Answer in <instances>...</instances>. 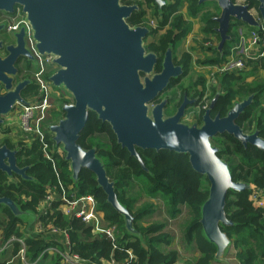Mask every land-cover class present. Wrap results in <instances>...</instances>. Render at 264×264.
<instances>
[{
  "label": "water",
  "instance_id": "water-1",
  "mask_svg": "<svg viewBox=\"0 0 264 264\" xmlns=\"http://www.w3.org/2000/svg\"><path fill=\"white\" fill-rule=\"evenodd\" d=\"M155 2L160 6L159 0ZM216 2L221 7L220 15L215 18L220 41L214 50L221 55L224 42L229 40L230 16L252 27L259 25L248 13L246 5H235L231 0ZM15 6L21 9L29 24L37 52L53 56L56 69L48 76L52 87L62 88L72 97V102L61 107L63 116L48 125L47 130L54 144L61 147L73 181H77L80 169L90 170L95 175L97 187L105 194L106 202L122 216L125 232L140 238L133 226V217L116 197L114 183L109 180L95 147L85 149L77 143L89 111L109 124L116 142L140 163L142 169L145 167L137 148L187 154L192 169L204 175L209 183L207 197L200 206L199 223L203 236L215 246L214 262L226 263L231 243L219 225H232L224 211L227 191L249 190L253 186L231 179L228 165L218 157V148L211 139L225 132L243 146L251 144L264 150V140L257 130L248 133L235 123L239 114L251 104L254 94L234 100L224 116L218 113L211 116L210 111L220 93L218 84L216 95L202 114L200 124L181 120L185 108L193 102L186 96L176 111L166 116V97L152 103L171 79L183 74V68L174 63L170 44L163 54L161 69L154 71L157 56L146 52L143 46L147 28L130 27L127 23L132 11L137 9L136 5L122 4V0H0V12L11 14ZM259 9L264 20V0H260ZM3 28L0 24V30ZM24 34L23 27L13 33L14 42L7 44L6 55L0 56V85L7 91L0 95L1 117L8 116L15 103L29 104L20 96L28 79L11 88L17 60L33 61ZM2 45L0 40V48ZM15 153L4 145L0 147V170L31 180L26 174L27 167H17ZM0 204L28 227L33 224L35 214L23 211L10 198L0 197Z\"/></svg>",
  "mask_w": 264,
  "mask_h": 264
},
{
  "label": "trees",
  "instance_id": "trees-1",
  "mask_svg": "<svg viewBox=\"0 0 264 264\" xmlns=\"http://www.w3.org/2000/svg\"><path fill=\"white\" fill-rule=\"evenodd\" d=\"M181 4H183L181 0H176L173 5L162 10L163 13L157 23V28L164 29L166 27L164 33L158 41L145 46L146 51L154 52L157 55L155 72L161 69V60L166 48L171 44L173 52L190 30V24L178 13V7ZM17 8L19 7L15 6V9ZM188 8L189 14L193 17L199 12L195 10L193 1H190ZM132 18L130 16L127 22L131 23ZM138 22L136 21V23ZM201 23L202 34L205 36L213 34L211 30L213 22L209 15L203 16ZM232 36L234 39V33ZM228 48L229 43H225L221 55L213 48L214 57L204 60L203 64H219L225 57ZM173 59L175 64L183 68V74L178 78L171 79L166 89L176 85L186 75L191 65L188 53L182 52L177 60L174 56ZM257 64L264 68V59H261ZM53 72L54 69H50L47 77ZM203 83L204 78L201 76L196 84L203 85ZM218 84L220 85V94L210 115L214 116L218 113L220 116H224L234 100H241L254 94L251 104L239 114L235 123L248 133L257 130L259 137L264 140V107L260 101L261 94L264 93V86L259 83H247L240 74H223L219 78ZM53 89L56 88L53 87ZM215 90L212 92L215 93ZM36 94V87L31 85L24 90L23 98L29 99L35 97ZM172 100L164 109L165 115H170L173 112L176 104L173 98ZM154 101H159V98ZM64 102L68 103L66 100ZM57 114L59 113H48L46 122L48 119L56 122ZM47 137H50L49 132H47ZM211 141L218 148V157L227 163L231 179L253 186L249 190L227 191L224 211L232 225L220 224L219 228L230 240L234 250L233 257L237 264H264V206H257L250 198L254 193L264 199V150L251 144L243 146L234 136L225 132L217 134ZM23 143L20 155L16 156V161L18 166L27 167L26 174L31 180L18 177L16 182L9 183L6 181V175L0 172V197L10 198L23 211L37 214V207L45 196L50 192L56 195L57 178L50 162L43 158L40 144L34 139L29 144L25 140L22 141ZM77 143L85 149L95 147L96 155L101 160L109 180L114 183L116 197L133 217V226L140 234V238L125 232L122 216L106 202V196L97 187L95 175L90 170L80 169L77 181H73L69 164L61 151L53 154V158L62 185L75 189L77 195H93L97 209L103 214V219L109 225H114L118 231L116 246L113 248L110 241L104 236L94 237L90 232V227L84 225L80 220L63 216L57 210L59 199L56 195L47 207L42 221L43 223L51 222L54 226L65 229L68 233L71 250L74 253L81 258L98 263L100 260L110 258L114 259L117 264L176 263L178 253L170 247L173 236L164 231L166 224L157 222L142 225L140 223L145 217L152 214L154 207L152 203L135 207L136 201L141 197L137 193L132 195L133 188L136 186L144 197L160 199L170 219L179 215L180 206L187 208L188 220L184 223L182 233L184 243L187 246L195 244L199 253L196 264L215 263L213 260L215 246L204 238L199 223L200 206L207 197L209 183L204 175L192 169L187 154L166 149L156 151L137 148V153L145 167L142 169L140 163L116 142L109 124L99 120L96 114L90 111L83 129L79 133ZM22 222L7 207L0 204L2 240L11 236L22 238ZM59 237L54 236L52 240L27 237L24 241L25 263L16 254L20 244L13 240L11 259H0V264H59V258L54 254H42L37 258L46 247L58 245ZM127 251L131 252V260L128 259Z\"/></svg>",
  "mask_w": 264,
  "mask_h": 264
},
{
  "label": "built area",
  "instance_id": "built-area-1",
  "mask_svg": "<svg viewBox=\"0 0 264 264\" xmlns=\"http://www.w3.org/2000/svg\"><path fill=\"white\" fill-rule=\"evenodd\" d=\"M5 32L8 34L19 31L24 28V41L26 48L33 57L32 66L34 70L31 72V80L36 87L37 94L35 97L25 99L29 104H19L10 120L16 124L25 141L35 140L40 144L43 158L50 162L52 170L57 178V192L59 199L58 211L68 218L80 220L84 225L90 227V232L94 237L104 236L110 241L112 247L116 246V238L118 231L114 225L104 226L97 209L96 200L93 195H77L75 189L65 187L59 179L53 154L59 153L62 149L56 146L52 141V135L47 137V114L51 108L52 85L48 80L47 73L50 69H56L52 63L53 56L39 54L35 49V41L32 38L31 29L25 19L20 8L16 9L14 14L6 19ZM264 58V27L237 30L233 43L219 64V74H235L238 75L246 71L251 63L260 61ZM219 74L216 76L218 77ZM206 106L205 104L203 105ZM8 124V122H6ZM50 190V189H49ZM48 190V191H49ZM55 193H48L44 200L38 205V212L35 214L33 224L24 228V236L16 238L11 236L0 242V255L6 253L11 248V243L16 240L20 247L17 251V257L25 263V244L27 237L32 238H48L52 240L54 236H60L58 245H50L46 247L37 258L42 254L57 255L59 264H117L112 258L100 260V263L81 258L78 254L71 250L68 233L65 229L54 226L51 222L43 223L42 218L46 213L47 207L53 200ZM251 199L257 206H264V199L259 198L256 194L251 195ZM51 213V212H50ZM128 259H132L130 251H127Z\"/></svg>",
  "mask_w": 264,
  "mask_h": 264
},
{
  "label": "rangeland",
  "instance_id": "rangeland-1",
  "mask_svg": "<svg viewBox=\"0 0 264 264\" xmlns=\"http://www.w3.org/2000/svg\"><path fill=\"white\" fill-rule=\"evenodd\" d=\"M142 9L145 12L144 21L145 26L148 28H152V32L154 35L148 37L146 41L144 42L145 45L147 42L151 41V39H154L158 41V39L163 35L164 29H158L157 23L160 20L158 17L159 15L154 12V8L152 5H145L142 2ZM182 7V9H180ZM178 13H180L186 21L190 24V30L184 37V39L180 42V44L175 48L173 51V56L175 57V60L179 58L180 54L182 52L188 53L190 55V62L191 65L186 73L185 76H183L176 85H174L170 89L164 90L158 98H170L173 97L174 100H177L178 96L185 91L188 96L194 97L197 95V91L200 90L202 92L201 95V105H207L211 97L213 96L212 90H215V88L218 85L219 78L223 75V73L219 74V64H203L204 60H207L209 58L214 57V53L212 52V49L218 42L217 38L213 36H205L201 32V19L199 17L195 18L191 17L187 11L185 10V6L181 4L180 7H178ZM5 34V32H4ZM235 34V32H234ZM12 35V34H11ZM1 39L6 40V42H14V39L12 37H9V34L6 36L4 35L1 37ZM233 43V42H232ZM149 44V43H148ZM19 61L18 68H20V73L22 74V77H25V74L23 72L24 67H30L31 70H27V76L31 79V72L34 70V67L30 64H32L31 61L25 60ZM219 74L217 77L216 75ZM204 78V83L202 84H196L200 77ZM53 89V87H52ZM213 93V94H212ZM238 99V98H236ZM64 100H66L68 103L72 102L71 95L66 92L62 88H56L53 89L52 93V99H51V108L49 110V113H56L58 112L55 117L58 120L60 117L63 116L62 110L60 108L65 103ZM239 100V99H238ZM175 102V101H174ZM154 103V102H153ZM152 103V104H153ZM149 107H151V105ZM195 107L191 105L187 112L185 113L182 121L186 123H191L194 118H196V110L194 111ZM198 112V111H197ZM165 114V113H164ZM13 116V113L9 114L6 117H3V123H2V129L0 130V142L6 140L9 141H20V138L23 136H20L21 133L18 130L15 123H13L10 118ZM56 120V121H57ZM5 122H8V124H5ZM49 122V123H48ZM47 124H54L56 122H52L48 119ZM25 140V138H22V141ZM32 141V140H31ZM27 142V144L31 143ZM24 145V143H23ZM61 149V147L59 146ZM16 181L17 179L13 178L11 181ZM7 181V180H6ZM139 194L141 195L140 198L135 203V207L142 206L143 204L152 203L154 209L151 215L145 217L140 223L142 225H147L149 223H157V222H163L166 224V227L164 228V231L170 233L173 236V241L170 245L171 248L175 249L178 253V258L175 264H196L197 259L199 258V253L196 250V246L194 243L191 245L185 244L184 239L182 237L184 223L188 220V210L184 206H180V213L179 215L174 218L170 219L168 218L167 213L165 212V208L163 203L160 199H150L148 197H144L143 194H141L136 186L133 188L132 195ZM251 198V196H250ZM38 208V207H37ZM38 211V209H37ZM101 217V222L104 226L109 225L104 219L102 212L99 213ZM22 232H24V228L26 227V223L23 221L21 224ZM2 227L0 226V242L2 241ZM22 236L24 234L22 233ZM12 248V247H11ZM11 248L8 249V251L5 254L0 255V259L8 260L11 259ZM234 250L232 247L229 248V251L226 255V263H220L215 262L212 264H237L236 260L233 257Z\"/></svg>",
  "mask_w": 264,
  "mask_h": 264
},
{
  "label": "flooded vegetation",
  "instance_id": "flooded-vegetation-1",
  "mask_svg": "<svg viewBox=\"0 0 264 264\" xmlns=\"http://www.w3.org/2000/svg\"><path fill=\"white\" fill-rule=\"evenodd\" d=\"M160 1V6H158V4L155 2V0H122V4H125V5H128V6H130V5H136L137 6V9L136 10H133L132 11V13L130 14V16H131V18H132V22L134 21L135 23H129V22H127L129 25H130V27H135V26H144V27H146L145 26V21H144V16H145V12L143 11V9L141 8L142 7V4L140 3V2H142L143 4H145V5H152V7L154 8V12L156 13V14H158L159 16V18H161V14L163 13V11L162 10H164L165 8H167V7H169V5H173L174 4V2L176 1V0H159ZM182 1V3H183V5L185 6V10L187 11V13L189 14L190 12H189V8H188V6H189V3H190V1H193V4H194V7H196L195 8V10H197V11H199L197 14H196V16H194V19L195 18H197V17H199L200 19L203 17V16H206V15H209V18L211 19V21L213 22V26H211V30H212V33L213 34H210L209 36H213V37H215V38H217V40H218V42L216 43V45L214 46V48L218 45V43H219V41H220V36H219V34L216 32V28L218 27V23L215 21V18L216 17H218L219 15H220V13H221V7L218 5V3L216 2V0H181ZM232 1V3L233 4H235V5H246L247 6V11H248V13H250L252 16H253V18H254V20L256 21V23L260 26H263L264 27V20H263V18H262V15H261V12H260V9H259V4H260V0H231ZM180 9H182V7L180 8ZM14 12H16V9L14 8V10H13V12L11 13V14H8V13H4V12H0V24H3L4 25V28L3 29H1L0 30V40H2L3 41V45H2V47L0 48V56L1 57H4L5 55H6V50H5V46L7 45V44H11V43H13V42H6V40H3V39H1V37H3L4 35H8V33H6L5 32V21H4V19H6V18H8V17H10V16H12L13 14H14ZM190 15V14H189ZM130 16L128 17V19L130 18ZM191 16V15H190ZM191 17H193V16H191ZM184 18V17H183ZM128 19H127V21H128ZM185 19V18H184ZM186 20V19H185ZM136 21H139L138 23H136ZM259 26L258 27H252V26H249L247 23H245V22H242V21H240V20H236L235 18H233V17H231L230 16V18H229V23H228V28H227V35L229 36V40H226L225 42H224V44L225 43H229L231 40H232V38H233V33L234 32H236L237 30H239V29H241V30H247V29H254V28H259ZM147 28V30H148V32H147V34H146V36L143 38V46H144V48H145V46H147L148 45V43H155L156 41H157V39L156 40H154V39H151V41H149V42H147L146 43V45H145V41H146V39L148 38V37H150V36H152V35H154L152 32H153V29L152 28H148V27H146ZM4 32H5V34H4ZM232 33V34H231ZM9 37H12L13 38V33H12V35L11 34H9ZM224 44H223V46H224ZM167 49V48H166ZM146 50V49H145ZM216 51V50H215ZM146 52H149V51H146ZM154 53V52H153ZM157 56V55H156ZM178 59V58H177ZM20 60H22L23 62H26V61H24V59L23 58H19L18 60H17V62H16V64H15V66H16V68H17V72H16V74L13 76V80H12V86H11V88L13 89L18 83H20L21 81H23L24 79H28L29 80V83L28 84H26L25 86H23L22 87V89L20 90V96L23 98V93H24V90L28 87V86H31V85H33V86H35L34 85V83L32 82V80L30 79V78H28V76H27V73H26V71L28 70H31L30 69V67L28 66V67H24V69H23V72H24V74H25V77H22L21 78V76H22V74L20 73V68H18L19 66H18V63H19V61ZM26 60V59H25ZM173 61H174V59H173ZM27 63V62H26ZM175 63V62H174ZM31 65V64H30ZM216 89V88H215ZM7 91L4 89V86L3 85H0V95H3V94H5ZM198 93H197V95L196 96H194V97H190V96H188L187 95V93L185 92V91H183L181 94H180V96H178V98H177V100H175V106H174V109H173V112H172V114L176 111V109H177V107L180 105V103L182 102V100H183V97L184 96H186L187 97V99L188 100H193V102H192V104L191 105H193L194 107H195V109H194V111L197 109V107H198V110H196V118H194L193 120H192V122L193 121H196L198 124H200V122H201V116H202V114L204 113V111L206 110V109H208V107H209V105H210V103H211V101L213 100V98H214V96L216 95V90H215V93L213 94V96L211 97V99L209 100V102H208V104L204 107L203 105H201V95H202V92H200V90H198L197 91ZM162 93V92H161ZM160 93V94H161ZM159 94V95H160ZM220 94V93H219ZM219 94H218V96H219ZM218 96H217V98H218ZM172 98L173 97H170V98H167V103H166V105H165V107H164V109L167 107V105H168V103L170 102V101H173L172 100ZM217 98H216V100H217ZM157 99H158V97H157ZM163 98H161V99H159V101H161ZM215 100V101H216ZM159 101H153L154 103L153 104H155V103H157V102H159ZM201 102V103H200ZM215 103V102H214ZM18 103H15L14 104V107H13V109H12V111L9 113V114H11V113H14L15 111H16V109L18 108ZM191 105H188L186 108H185V111H184V115H185V113L187 112V109L191 106ZM214 105V104H213ZM213 108V107H212ZM212 110V109H211ZM198 111V112H197ZM172 114H170V115H172ZM184 115H183V117H184ZM166 116H168V115H166ZM183 117H182V119H183ZM0 118H1V120H2V122H0V130L2 129V123L4 122L3 121V117H1L0 116ZM181 119V120H182ZM5 124H7L6 122H5ZM20 136H22V135H20ZM23 139H24V137H22ZM22 138H20V141H9V140H4V141H1L0 142V147L2 146V145H4V146H6L8 149H10V150H12V151H15L16 153H15V155L17 156V155H20L19 154V152L21 151V146H23V144H22ZM16 165H17V161H16ZM17 167H19V168H22L23 166H18L17 165ZM0 172H2V173H4L5 175H6V180L10 183V182H16V181H11L13 178H15V179H18V177L19 176H17V175H15L14 173H12L11 175H8L7 173H5V172H3L2 170H0ZM19 178H21V177H19ZM22 179V178H21Z\"/></svg>",
  "mask_w": 264,
  "mask_h": 264
},
{
  "label": "crops",
  "instance_id": "crops-1",
  "mask_svg": "<svg viewBox=\"0 0 264 264\" xmlns=\"http://www.w3.org/2000/svg\"><path fill=\"white\" fill-rule=\"evenodd\" d=\"M234 38H235V34H234ZM233 41H234V39L232 38V40L229 42V47ZM260 61H257V62L255 61V62L251 63L246 71H243L240 73V76L245 80V82H247V83H259V84H262L264 86V68L260 67L257 64V63H260ZM260 101L264 107V93L261 94Z\"/></svg>",
  "mask_w": 264,
  "mask_h": 264
}]
</instances>
